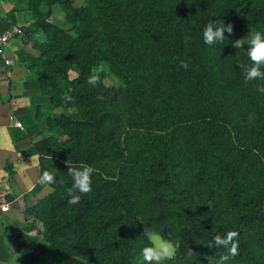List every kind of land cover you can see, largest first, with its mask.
Instances as JSON below:
<instances>
[{
  "label": "trees",
  "instance_id": "16d2710c",
  "mask_svg": "<svg viewBox=\"0 0 264 264\" xmlns=\"http://www.w3.org/2000/svg\"><path fill=\"white\" fill-rule=\"evenodd\" d=\"M10 1L0 31L14 27L18 6L35 13L20 31L36 52L19 57L57 110L34 145L40 174L58 171L29 210L43 253L134 264L148 229L176 247L165 264H208L224 254L209 241L235 230L231 264H264V81L245 83L237 64L250 62L230 44L264 30V0ZM60 14L66 28L51 22ZM209 20L233 25L221 46L203 43ZM104 64L122 87L87 83ZM67 162L96 169L77 205L67 203Z\"/></svg>",
  "mask_w": 264,
  "mask_h": 264
},
{
  "label": "crops",
  "instance_id": "0c3cea01",
  "mask_svg": "<svg viewBox=\"0 0 264 264\" xmlns=\"http://www.w3.org/2000/svg\"><path fill=\"white\" fill-rule=\"evenodd\" d=\"M14 6L10 0H0V23H9ZM18 8L12 29L34 24L35 13L24 4ZM16 39L4 49L9 65L0 64V208L10 206L8 212L0 211V264H90L80 259L64 262L43 253L42 228L29 211L52 192L38 183L39 155L34 145L49 136L44 119L57 110L40 94L38 78L19 57L27 50Z\"/></svg>",
  "mask_w": 264,
  "mask_h": 264
},
{
  "label": "clouds",
  "instance_id": "9594fccd",
  "mask_svg": "<svg viewBox=\"0 0 264 264\" xmlns=\"http://www.w3.org/2000/svg\"><path fill=\"white\" fill-rule=\"evenodd\" d=\"M225 32L229 35L233 32V25L226 24L222 20L212 22L209 20L203 28V43L207 46H221L226 38ZM41 39L43 34L41 33ZM229 40V39H228ZM233 48L244 49L245 56L250 62L248 64H237L239 69L243 71V79L245 83L252 81H264V30H257L251 33L250 40L242 39L231 40ZM245 44L249 45L245 47ZM239 55V52L236 56ZM180 66L184 69L188 68V64L181 60ZM96 78L90 77L87 81L90 85H95ZM257 92L264 95V83L257 84ZM17 127L22 125L17 124ZM67 174L72 179L71 188L67 189L69 205H77L81 201V194H87L92 191V177L96 169L88 164L79 166H71L67 162ZM58 171L53 168L51 170H43L39 176L38 183L45 186H51L58 182ZM10 207V206H9ZM7 210V209H5ZM238 231H227L224 234H216L208 243V249H223L224 254L217 256H209L208 264L215 260L216 264H231V261L238 255ZM188 254H192V250H187ZM176 247L173 243L160 240L159 243H151L150 246L143 247L140 250L143 264H165L166 261L175 257ZM16 264V262H14Z\"/></svg>",
  "mask_w": 264,
  "mask_h": 264
},
{
  "label": "rangeland",
  "instance_id": "374dc122",
  "mask_svg": "<svg viewBox=\"0 0 264 264\" xmlns=\"http://www.w3.org/2000/svg\"><path fill=\"white\" fill-rule=\"evenodd\" d=\"M73 1V6L74 7H82L83 5H84V1L85 0H72ZM58 13V12H57ZM56 19H58V20H56ZM56 19H52L51 20V22L53 23V24H56L57 26H61V27H67L65 24H64V19H63V16L60 14V16L59 15H57V18ZM254 31H251V33H253ZM251 33H250V35L247 37V39L246 40H250V38H251ZM16 39V38H15ZM15 41V40H14ZM16 42H19L20 43V45L23 47V48H29V49H31L30 48V46H31V44H25V43H23V42H21V40L20 39H16ZM247 45V44H246ZM247 46H249V45H247ZM33 52H36V51H34L33 49H31ZM100 73H102V74H104V77L103 78H101L100 77ZM76 75H77V71H76V69H72L70 72H69V77L70 78H75L76 77ZM94 77L96 78V83H102V84H104V85H106V86H108V87H113V88H120V87H122V83H121V81L118 79V78H116L111 72H110V70L108 69V66L106 65V64H104V65H102L100 68H98L97 70H95L94 71ZM74 112V110H71V109H69V110H67V111H65V114H70V113H73ZM141 260H142V256L141 257H139V258H136V260H135V262H134V264H139V262H141Z\"/></svg>",
  "mask_w": 264,
  "mask_h": 264
},
{
  "label": "built area",
  "instance_id": "2783aa9c",
  "mask_svg": "<svg viewBox=\"0 0 264 264\" xmlns=\"http://www.w3.org/2000/svg\"><path fill=\"white\" fill-rule=\"evenodd\" d=\"M15 38H21L26 40L25 35L23 34L22 31H20V29H10L6 32L0 31V64L3 63L4 65H9V61H7L4 56V49L11 41L15 40ZM0 211L2 213L8 212L9 211L8 205L1 207Z\"/></svg>",
  "mask_w": 264,
  "mask_h": 264
},
{
  "label": "water",
  "instance_id": "95a60500",
  "mask_svg": "<svg viewBox=\"0 0 264 264\" xmlns=\"http://www.w3.org/2000/svg\"><path fill=\"white\" fill-rule=\"evenodd\" d=\"M145 236L148 239V242L151 243H159V241L163 238L160 235H157L155 233H152L148 229H145ZM173 259V258H172Z\"/></svg>",
  "mask_w": 264,
  "mask_h": 264
}]
</instances>
